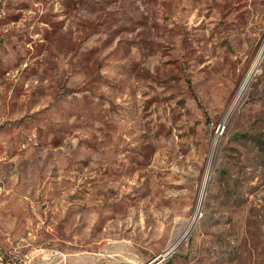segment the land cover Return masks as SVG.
<instances>
[{"label":"rangeland","instance_id":"1","mask_svg":"<svg viewBox=\"0 0 264 264\" xmlns=\"http://www.w3.org/2000/svg\"><path fill=\"white\" fill-rule=\"evenodd\" d=\"M3 264H264V0H0Z\"/></svg>","mask_w":264,"mask_h":264},{"label":"built area","instance_id":"2","mask_svg":"<svg viewBox=\"0 0 264 264\" xmlns=\"http://www.w3.org/2000/svg\"><path fill=\"white\" fill-rule=\"evenodd\" d=\"M2 258V247L0 245V259ZM0 264H3L2 262H0Z\"/></svg>","mask_w":264,"mask_h":264}]
</instances>
